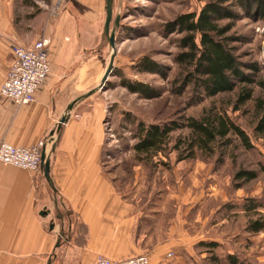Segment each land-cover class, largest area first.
Wrapping results in <instances>:
<instances>
[{
	"label": "rangeland",
	"instance_id": "obj_1",
	"mask_svg": "<svg viewBox=\"0 0 264 264\" xmlns=\"http://www.w3.org/2000/svg\"><path fill=\"white\" fill-rule=\"evenodd\" d=\"M20 1L25 6L14 1V21L17 33L29 38L37 32L35 25L39 29L42 27L39 22L35 24V18L44 14L49 27H55L69 0H51V5L49 0ZM211 1L219 0H122L115 69L106 86L92 99L105 107L103 169L119 194L140 199L141 210L146 215L153 212L150 216L163 234L172 225L179 235L187 233L194 238L190 250L185 246L177 249L180 262L217 264L211 258L213 253L219 257L230 253L249 264L246 256L249 250L259 256L264 252V233L251 235L246 232L249 219L243 208L247 199L264 203V136L253 132L254 105L235 111L237 91L208 98L202 88L194 84L185 86L186 70L176 63L181 52L179 42L184 35L169 29L179 15L199 13ZM222 1H225L223 7L237 15L236 19L220 22V26L231 27L227 34L234 39L231 47L241 63L257 65L264 78V20L244 10L237 0ZM86 10L87 6L74 11L79 39L76 52L82 55L86 50L87 56L83 57H90L80 63L81 87L76 88L77 92L93 87L107 63L105 57L91 54L99 44L104 16L98 13L88 17ZM41 31H38L39 37L48 38L51 45L54 30L42 36ZM14 43L23 45L20 41ZM144 57L154 64L143 66ZM123 81L143 85L148 93H133ZM255 92L256 97L264 98L262 91L256 89ZM208 110H226L249 135L254 148L245 149L239 139L232 136V142L217 150L214 156L197 151L196 159L176 163L177 153L189 152L186 145L189 130L185 126L188 119H200ZM140 123L176 127L165 151L171 153L169 159L163 158L172 169L158 166L159 157L148 162L138 158L134 146L138 142ZM221 153L224 154L219 160ZM242 170L256 172L257 178L235 180V175ZM259 211L264 216V208ZM217 230L225 233L226 241H222L226 243L219 244L212 252L199 245L202 242L199 239L209 237L208 231L211 239L222 236Z\"/></svg>",
	"mask_w": 264,
	"mask_h": 264
},
{
	"label": "crops",
	"instance_id": "obj_2",
	"mask_svg": "<svg viewBox=\"0 0 264 264\" xmlns=\"http://www.w3.org/2000/svg\"><path fill=\"white\" fill-rule=\"evenodd\" d=\"M14 1L0 0V86L13 60L12 43L30 46L41 38L38 31L42 36L54 30L48 49L51 72L35 101L18 105L0 94V143L32 148L47 139L70 103L86 92L76 91L81 87L80 63L90 57L76 52L74 11L87 6L88 17L104 16L105 0H69L55 27H49L44 14L35 18L42 27L35 25L37 32L29 38L17 33ZM105 112L92 97L74 108L50 155L52 185L40 167L26 171L0 163V264H95L100 255L123 260L143 254L150 264H183L177 249L190 250L192 235H179L172 225L163 234L150 216L153 212L146 215L140 199L121 196L104 171ZM45 146L49 153L51 145ZM62 232L66 240L57 247ZM206 234L199 241L226 243L225 233L214 239ZM251 250L246 251L249 264H264V252L259 256Z\"/></svg>",
	"mask_w": 264,
	"mask_h": 264
},
{
	"label": "trees",
	"instance_id": "obj_3",
	"mask_svg": "<svg viewBox=\"0 0 264 264\" xmlns=\"http://www.w3.org/2000/svg\"><path fill=\"white\" fill-rule=\"evenodd\" d=\"M237 1L244 10L253 12L264 20V0ZM224 3L222 0L211 1L199 13L179 15L170 23V30L184 35L179 42L181 52L177 55L176 63L186 70L183 79L185 86L194 84L202 88L208 98L237 91L235 111L253 104L255 118L253 132L257 136H264V98L256 97L255 92L259 89L264 93V78L260 76L257 65L241 63L234 48L231 47L234 39L227 37L231 27L220 26V22L236 19L237 15L223 7ZM141 64L149 67L154 63L144 57ZM244 70L251 72L247 74ZM123 85L133 93H148L140 84L123 81ZM185 126L189 130L186 142L189 152L177 153L176 163L196 159L199 154L197 151L208 157L214 156L217 150L232 142L230 138L232 136L237 137L245 149L254 148L249 135L226 110H208L200 119L189 118ZM175 130L174 125L140 123L138 142L134 146L138 158L148 162L159 157L158 166L172 169L171 164L164 162L163 158L169 159L171 153L165 151L170 145V135ZM223 154H220L219 160ZM256 178L257 173L253 171L242 170L235 175V180L241 181ZM243 208L249 219L246 232L251 235L264 232V216L259 211L260 208H264V203L257 199H247ZM199 245L210 252L220 246L217 242H201ZM211 258L217 264H245L237 255L230 253L223 257L213 253Z\"/></svg>",
	"mask_w": 264,
	"mask_h": 264
},
{
	"label": "built area",
	"instance_id": "obj_4",
	"mask_svg": "<svg viewBox=\"0 0 264 264\" xmlns=\"http://www.w3.org/2000/svg\"><path fill=\"white\" fill-rule=\"evenodd\" d=\"M50 40L41 38L30 46L12 43V63L6 78L0 86V94L18 105L35 101L40 87L47 81L51 65L48 56ZM46 142L40 141L32 148H17L8 143H0V163L26 170L37 171L41 163V153ZM172 257L173 254L168 255ZM95 264H150L147 254L123 260L99 256Z\"/></svg>",
	"mask_w": 264,
	"mask_h": 264
},
{
	"label": "water",
	"instance_id": "obj_5",
	"mask_svg": "<svg viewBox=\"0 0 264 264\" xmlns=\"http://www.w3.org/2000/svg\"><path fill=\"white\" fill-rule=\"evenodd\" d=\"M121 6L122 0H105L104 20L102 24L101 37L99 40V44L92 50L93 53H91L92 55H98L102 59L105 57V61H107L106 67L99 81L88 91L81 94L70 103V105L65 111V114L60 119L57 127L50 132V134L47 136V139L45 140L46 144L51 145V150L49 153H46L45 148L44 150H42L40 168L43 171L46 180L50 184V155L55 152L58 143V138L60 136L63 126L69 121L72 111L78 104L92 97L95 93H97L106 86V84L109 82L110 76L112 75L115 69L114 61L116 58L117 34L122 20ZM86 54L87 51L85 50L81 57L87 56ZM61 237H63V232L61 233ZM61 239H59L57 247L61 245ZM51 262L52 261L50 260L49 264H51Z\"/></svg>",
	"mask_w": 264,
	"mask_h": 264
}]
</instances>
